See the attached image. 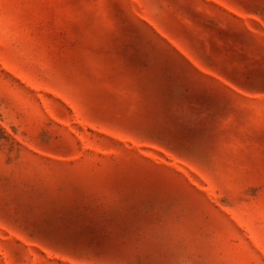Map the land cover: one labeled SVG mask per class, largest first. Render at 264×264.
Wrapping results in <instances>:
<instances>
[{
    "label": "rangeland",
    "instance_id": "374dc122",
    "mask_svg": "<svg viewBox=\"0 0 264 264\" xmlns=\"http://www.w3.org/2000/svg\"><path fill=\"white\" fill-rule=\"evenodd\" d=\"M0 264H264V0H0Z\"/></svg>",
    "mask_w": 264,
    "mask_h": 264
}]
</instances>
